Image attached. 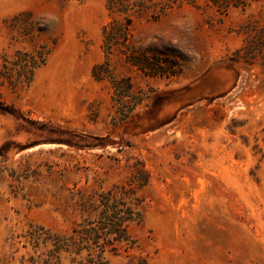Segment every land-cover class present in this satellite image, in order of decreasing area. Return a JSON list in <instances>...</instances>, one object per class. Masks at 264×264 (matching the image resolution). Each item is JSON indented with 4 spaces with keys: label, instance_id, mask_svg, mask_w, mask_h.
Segmentation results:
<instances>
[{
    "label": "rangeland",
    "instance_id": "obj_1",
    "mask_svg": "<svg viewBox=\"0 0 264 264\" xmlns=\"http://www.w3.org/2000/svg\"><path fill=\"white\" fill-rule=\"evenodd\" d=\"M107 4L0 0V62L51 51L29 89H0V264L31 227L97 219L109 191L142 217L108 264H264V0L136 18L97 80Z\"/></svg>",
    "mask_w": 264,
    "mask_h": 264
},
{
    "label": "trees",
    "instance_id": "obj_2",
    "mask_svg": "<svg viewBox=\"0 0 264 264\" xmlns=\"http://www.w3.org/2000/svg\"><path fill=\"white\" fill-rule=\"evenodd\" d=\"M256 1L260 0H108L110 19L103 29L102 44L105 61L94 67L93 76L104 80L101 71L110 65L112 51L130 46L136 18L157 19L184 5L211 7L227 14L232 9L244 8ZM50 55L51 51L44 46L2 56L0 89L7 88L13 92L29 89L37 71L47 64ZM113 88L117 94L125 95L115 82ZM262 133L264 136V128ZM98 209L97 219L84 220L68 234L42 226L31 227L23 235L24 253L20 264H108L107 254L117 255L121 246L127 249L134 247L128 225L142 217L137 204L126 194L109 191L102 194ZM128 264L150 263L144 257L128 255Z\"/></svg>",
    "mask_w": 264,
    "mask_h": 264
}]
</instances>
